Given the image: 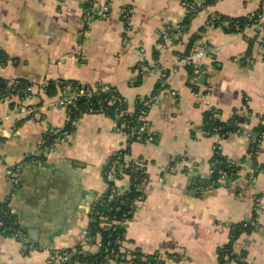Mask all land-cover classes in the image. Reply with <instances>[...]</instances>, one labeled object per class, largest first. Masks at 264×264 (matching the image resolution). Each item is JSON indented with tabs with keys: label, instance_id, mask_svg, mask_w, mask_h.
Returning <instances> with one entry per match:
<instances>
[{
	"label": "crops",
	"instance_id": "obj_1",
	"mask_svg": "<svg viewBox=\"0 0 264 264\" xmlns=\"http://www.w3.org/2000/svg\"><path fill=\"white\" fill-rule=\"evenodd\" d=\"M192 1L199 7L194 16L182 0H100L96 15L85 22L83 0H0V77L7 84L21 79L33 85L24 97L12 92L0 101V203L25 237L0 231V264H46L52 251L74 252L79 246L95 252V245L85 242L89 210L105 191L103 168L127 147L128 155L144 162L148 181L140 187L139 206L122 224L125 250L163 254L161 264H218V249L229 243L231 225L249 218L253 196H258V226L233 241L234 258L227 264H264V138L254 157L244 131L220 139L221 155L241 169L228 184L200 190L211 178L215 143L214 135L201 129L203 112L215 108L222 121L239 112L247 118L246 129L264 125L262 53L253 48L251 63L239 62L248 48L244 36L255 31L244 35L220 26L205 28L206 18L210 13L237 17L262 7L264 22V0ZM125 6L133 10L126 35L119 15ZM186 16L187 28L160 49L161 31L181 25ZM195 33L199 36L191 50L208 52L198 61L200 76H205L198 95L186 67L178 64ZM50 80L113 87L129 111L162 82L146 113L153 139L127 145L115 120L88 113L69 138L43 148L48 130L64 127L68 118L63 108H45L60 94L48 97L37 91ZM8 171L14 172V181ZM117 186L127 188L128 179L118 180Z\"/></svg>",
	"mask_w": 264,
	"mask_h": 264
},
{
	"label": "trees",
	"instance_id": "obj_2",
	"mask_svg": "<svg viewBox=\"0 0 264 264\" xmlns=\"http://www.w3.org/2000/svg\"><path fill=\"white\" fill-rule=\"evenodd\" d=\"M214 3V0H208L206 4ZM263 8L259 7L254 12L237 16V17H231L223 14H218V19L214 21L213 27L220 26L227 32H241L245 27L250 26H257L255 29V33L253 36H246L245 38L247 40V52L251 53L255 43H262V48L264 49V41L259 39V36L261 34V30H263L264 26L263 23H261L258 16H262ZM190 16V15H189ZM191 18V17H190ZM223 22H227L228 25L223 24ZM190 23V19L188 16H186L183 21L181 22V25L183 26L180 31H183L184 28H187V26ZM220 23V24H219ZM237 26V28H236ZM204 29V26L202 30ZM198 34L195 33L190 37V40L187 45V49L185 51V54H187L194 42L198 38ZM1 51V50H0ZM1 53V52H0ZM184 54V55H185ZM16 60V59H13ZM188 71V80L191 75V67L185 66ZM47 87H46V95L48 97H53L57 95L58 90L61 93V89L63 86L70 84L72 87L76 89L80 88H88L86 86H83L75 81H47ZM162 82H158L154 88V92H157L161 87ZM32 85L31 83H27L26 81H23L21 79H15L10 84H7V79L0 77V98L9 95L12 92L18 93L20 97L26 96L27 91L26 88L28 86ZM100 87L104 86H97L98 94H93L91 96H82L79 97L75 101V106L70 108L68 111V117L69 119H74L79 116L80 111L84 110V106L91 105L94 109H98L97 112L102 113L111 119L115 120L116 123L125 122L128 124V128H126L127 131L132 130V128H136L138 125V122H136L134 119L130 120L131 117L126 113L128 110V104L126 101H124V98L117 92V90L113 87H108L107 90H100ZM107 87V86H106ZM58 95H60L58 93ZM142 107L143 109L148 110L146 106L142 105V103L139 102V99L137 98L134 103L133 111L135 112L137 109ZM122 114L120 117H116V115ZM219 110L215 108H210L203 112L202 118H201V129L204 131V133L207 136H212L215 134H218L221 139L226 138L229 134L236 132V131H246L248 130L252 135L251 140V148L249 145V151H250V157H254L255 152L259 150V143L258 138H260L261 134L264 133V125H257L253 128L246 129L244 128V124L247 121L246 116H242L239 114V112H234L229 120L222 121L219 119ZM66 128L70 129L69 123L66 124ZM145 136V135H144ZM144 136L142 137V140H144ZM129 148L121 151V154L118 152L113 155L111 160L116 159L118 162L123 163L124 162V154H128ZM254 168V167H252ZM210 169L212 170L211 179L217 181V184L219 182L224 181L225 183H229L230 181L234 180L237 177L238 172L240 171V167L228 162L222 155L220 150L218 152H214L213 156L210 161ZM126 173L130 174L131 176H136L141 174V169H135L134 171L125 170ZM110 194V190H105L103 193H101L99 199L96 203V209L99 211V215H94V220L89 222V225L87 227V238L85 242L87 244H94L97 236H100L101 242L104 244H108V250L104 251L103 247L102 249H97L95 252H88L85 251L79 246V249L72 252V260L79 258L80 260H83L86 262V264H100V260L104 256H108L110 258H114V260L118 263L120 262H126V259H122V255H125L124 252L120 251V248L122 247L121 242L125 239V229L123 225H112L108 229H103L99 226L100 222V216L101 215H110L114 216L115 219L120 221L122 224L123 222L132 216L134 212L133 206H131V203L136 197L141 199V191H137L134 189V187H130L127 192L114 195L111 199H108V196ZM0 216L2 221L5 225L15 226L16 219L14 215L11 213L10 210H8L6 204L0 203ZM119 207L118 209H116ZM6 210V211H5ZM91 216V214H90ZM258 216L257 213L254 211L250 212L249 218L243 221H240L238 223H235L231 225V239L228 244L222 246L218 249V264H221L224 261V257L226 261L228 262L230 259L234 258V254L232 253V246L231 244L233 241H235L239 235L243 233H251L253 232L257 226H258ZM6 233V232H4ZM122 233V235H121ZM8 234V233H6ZM9 235V234H8ZM121 238V242H117V238ZM140 249L135 250H129L128 253H136L137 255H140ZM70 251V250H66ZM127 251V250H125ZM136 259H131L130 262L133 264H139Z\"/></svg>",
	"mask_w": 264,
	"mask_h": 264
},
{
	"label": "built area",
	"instance_id": "obj_3",
	"mask_svg": "<svg viewBox=\"0 0 264 264\" xmlns=\"http://www.w3.org/2000/svg\"><path fill=\"white\" fill-rule=\"evenodd\" d=\"M217 0H214V2H216ZM100 0H83L82 2V8H83V13H82V17L84 19V21L86 22L88 19H91L92 17H94L96 15L95 10L99 4ZM183 8L185 9V11L188 13V15L190 16H194V14L196 13L197 9L199 8L198 5L192 1V0H182L181 2ZM106 9V6L103 5V9L102 12L99 14L100 16L104 15V10ZM98 15V16H99ZM120 18L121 21L123 23V29H124V34L126 35V33L130 30V26H131V19L133 16V10L130 7H122L120 9ZM258 18L260 19L261 23H263L264 26V22L262 21V16H258ZM218 19L217 13H210L208 14L206 21H205V28H210L213 27L214 25V21ZM220 24V23H219ZM223 24H227V22H223ZM183 26L182 25H177L174 28H170L167 27L165 29H163L160 33V38H159V42L158 45L160 47V49H166L169 45L170 42H172V39L175 35V33L177 31H180V29H182ZM237 28V26H236ZM257 28V26H250V27H245L241 32V34H245V31H255V29ZM259 39H261L262 41H264V28L263 30H261V34L259 36ZM126 36L123 37L121 43L122 45L126 44ZM254 48L258 49L263 56L264 59V49L262 48V43H255ZM208 54V52L206 51L205 48L203 47H199L196 49H192L191 51H189L187 54L185 55H181L178 57V64L180 66H190L191 67V75H190V79H189V83H190V87L193 90V93L195 95H198V88L201 85L200 83V72H199V66H198V61L199 59H201L202 57L206 56ZM252 60V54L247 52L243 55V57L239 60V62L243 65H249L251 63ZM47 82L42 83L41 85H39L38 87V92H42V93H46V87H47ZM108 87L104 86V87H100V90H107ZM163 89L162 87L159 89L161 90ZM33 90V85H30L26 88L27 93H31ZM154 92L151 96L149 97H139V102L142 103V105L146 106V108L149 109L150 105L152 103H154L157 100L158 97V93L160 91ZM15 93V92H14ZM93 94H98L97 88H80V89H76L74 87H72L70 84H67L65 86L62 87L61 89V93L58 97H56L55 99L47 102L45 104V108L47 109H55V108H63L66 110L67 112V117H68V111L70 110V108L75 106V101L82 96H91ZM170 94H175L173 91L170 92ZM8 98V95H5L3 97L0 98V101L4 100ZM124 101H126L124 99ZM98 109H94L91 105H86L84 106V110L80 111V114L78 117L74 118V119H69V117L67 118V123H69L70 125V129L66 128V124L64 127L61 128H54V129H50L48 130L46 136L43 137V139L41 140V146H43V148H50L52 147V145H54L57 141L59 140H64L69 138V136L72 133L73 128L75 127L78 119L84 115V114H88V113H99L97 112ZM132 120L134 119L136 122H138V125L136 128H132V130L127 131L126 128H128V124L125 122H121V123H116L118 129H121L125 132L126 134V144L130 145L132 142H136V141H141V142H149L153 139V133L151 131H149L148 129V124H147V120H146V109H143L142 107H140L139 109H137L135 112L133 110L131 111H127L126 112ZM122 114L116 115V117H120ZM145 135V136H144ZM244 135L248 138L249 140V145L251 143L252 140V135L251 133L246 130L244 131ZM144 136V140H142V137ZM215 137V143L213 144V153L218 152L220 150V139L221 137L218 134L214 135ZM264 138V133L261 134L260 138H258V143L260 144L263 141ZM250 150L252 151L251 145H250ZM119 154H121V151H118ZM249 154H251L249 152ZM124 162L120 163L118 162L116 159L114 160H110L108 162V164L103 168V180H104V185H105V190H110V194L108 196V199H111L114 195H119L122 193H125L128 191V189L130 187H134L135 190L140 191V187L142 184H144L145 182L148 181L146 175L144 174L143 171V165L144 162L140 159V158H134L131 157L128 154H124ZM38 162H41L40 160H38ZM141 169V174L140 175H136V176H131L130 174L126 173L125 170H130L131 172L134 171L135 169ZM210 176L212 175V170H209ZM253 173H254V169L253 168H249L247 170V176L249 179L253 178ZM9 177L14 181L15 177H14V172L12 171H8ZM122 178H127L128 179V186L125 189H119V187L117 186V182L118 180L122 179ZM219 184H217V181L213 180V179H209L208 183H206L204 186L200 187V190H209V189H214L218 186ZM101 195V194H100ZM99 196H97V198L93 201L90 210H89V222L94 220V215H99V211L96 209V203L97 200L99 199ZM139 201L140 199L138 197H136V199H134L131 203V206H133V208H137L139 206ZM2 207H0L1 209ZM119 207H117L116 209H118ZM260 208V198L258 196H253V203H252V210L254 212H258V209ZM91 214V216H90ZM16 225L15 226H10V225H5L4 222L1 219L0 216V231L2 232H6L9 235H11L12 237L16 238V239H21V240H25L24 237V232L22 231L18 221L16 220ZM122 225V223L120 221H118L117 219H115L114 216H110V215H101L100 216V222H99V226L103 229H108L109 227H111L112 225ZM85 234V240L87 238V229L84 232ZM122 235V233H121ZM121 238H117V242H121ZM122 247L120 248V251L124 252L125 255H122V259L124 257V259L126 260H131V259H136L137 262L139 264H161L163 259L165 258V255L163 254H158L156 252H152V253H147V252H143V251H139L140 255H137L135 252L129 254L128 251H125V249L123 248V241L121 242ZM96 249H104V251L108 250V244H104L101 242L100 236H97L95 243H94ZM28 248V244H24L23 245V249ZM72 252L71 251H66V250H62V251H52L46 261V264H86L85 261L80 260L79 258H76L74 260H72ZM224 261L221 264H227V261L225 259V257L223 258ZM135 260V261H136ZM112 261H115L114 258H110L108 256H104L101 260H100V264H110ZM244 264V263H243Z\"/></svg>",
	"mask_w": 264,
	"mask_h": 264
},
{
	"label": "water",
	"instance_id": "obj_4",
	"mask_svg": "<svg viewBox=\"0 0 264 264\" xmlns=\"http://www.w3.org/2000/svg\"><path fill=\"white\" fill-rule=\"evenodd\" d=\"M204 80H205V76H203V75L200 76V81H201V82H204ZM251 161H252V160H249V161H248V164H249V165L251 164Z\"/></svg>",
	"mask_w": 264,
	"mask_h": 264
},
{
	"label": "rangeland",
	"instance_id": "obj_5",
	"mask_svg": "<svg viewBox=\"0 0 264 264\" xmlns=\"http://www.w3.org/2000/svg\"><path fill=\"white\" fill-rule=\"evenodd\" d=\"M67 123V122H66Z\"/></svg>",
	"mask_w": 264,
	"mask_h": 264
}]
</instances>
